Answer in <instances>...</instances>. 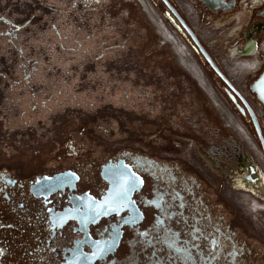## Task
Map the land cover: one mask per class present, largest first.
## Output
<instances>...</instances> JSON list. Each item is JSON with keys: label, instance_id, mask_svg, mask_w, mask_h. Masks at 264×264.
Wrapping results in <instances>:
<instances>
[{"label": "flooded vegetation", "instance_id": "1", "mask_svg": "<svg viewBox=\"0 0 264 264\" xmlns=\"http://www.w3.org/2000/svg\"><path fill=\"white\" fill-rule=\"evenodd\" d=\"M46 1L0 0V264H264V102L256 91L264 76V0H160L185 35L175 12L188 25L193 15L191 28L231 85L192 40L197 58L222 82V98L165 24L157 0H126L150 17L137 13L145 24L137 22L138 46L129 47L137 62L131 59L129 71L148 69L141 81L162 92L160 103L145 105L158 113L153 129L137 121V136L120 128L122 108H108L116 115L105 118L104 78L97 91V78L88 76L111 53L104 80L115 89L125 48L115 12L129 6ZM111 17L114 33L96 40L95 56L89 47ZM72 24L86 33L87 46L68 44ZM153 35L161 40L152 44ZM41 36L45 43L33 44ZM167 43L190 84L177 77L171 93L167 63L159 78L151 72L158 62L146 60ZM80 51L83 63L64 61ZM82 98L97 109L77 107Z\"/></svg>", "mask_w": 264, "mask_h": 264}, {"label": "rangeland", "instance_id": "2", "mask_svg": "<svg viewBox=\"0 0 264 264\" xmlns=\"http://www.w3.org/2000/svg\"><path fill=\"white\" fill-rule=\"evenodd\" d=\"M149 1H151V0H149ZM174 1H175V3L177 5H180L178 3L179 0H174ZM46 2H47L46 6H53L54 4H56V0H48ZM116 3H119L120 5L121 4L122 5L127 4L129 6L127 8L123 7L122 11L118 10L117 12H115V13H118L120 15V32H119L120 45L121 46L122 45L125 46V48L122 47V49L120 50V53H118V55L120 57L115 56V58L118 57V59H120L119 60V72L120 73L118 75V78H120V79L117 82L115 81V84H116L115 89H113V84L105 83L104 79H106L108 77V72L105 69L106 65L108 63H110L111 61H113L112 59H114V57H112L111 53H110L109 58H108L107 61H104L103 63L97 65L96 73L88 72V76L97 78V80H98V82L96 83L97 91L99 90L100 84H101V83L99 84L100 77L104 78L103 79L104 87H105L104 98L107 99V100H104V104H106V108H105V110L103 112V115H105V118H110L111 119L112 116H114V114H115L114 112L112 113L111 111L110 112L106 111L108 108H110V109L112 108L113 110H114V107L115 108H122V109L119 110L120 128L123 129V131L131 130V131L134 132V135L137 136L138 135L137 131H138V127H139L137 121H141V120L142 121H147V120H149V122H148L149 129H148V131L153 129V125L155 123L154 122H150V121H155L156 120V116L158 115V113L157 112L154 113V112L148 111V108L145 107V105H147L148 103L152 102L156 106V104L160 103L161 102V93L162 92H161L159 84L156 85L154 82L145 84V83H143L141 81V77L142 78H145V77L147 78L149 76L147 74V72H146L148 69L146 70V69L142 68V70H146L145 73L143 71V75L140 74V72L134 73V72H130L129 71L130 67L134 71L132 66H136V65L131 64V59L135 60L134 63L137 62V59L133 58L131 56L129 47L132 46V45L133 46L134 45L138 46L137 39L134 42H132V39L136 38L138 36V34H139L136 31L138 29V27H139L137 25V22L138 21L140 23L143 22V21L141 22L140 20H138L139 19V16H138L139 12L140 13L142 12L144 17L146 19H148V20H150V17L148 16L147 12H145V11L143 12L142 11L138 1L137 2L135 1L134 3L129 4V3H127L126 0H117ZM152 3L156 7L158 13L160 14L162 19L164 20V22L167 25V27L169 28V30L173 33V35H175L179 39L181 38V40L184 41L185 44L188 46V48L190 49V51L193 54L194 58L196 59L198 64L202 67V70L205 73V75L207 76L208 80L211 82V84H212V86L214 88V91L222 98L221 95H223V96L225 95V90H224V86H223L222 82L216 76H214L212 74V72L210 71V69H209L207 64L205 65L204 62L201 59L199 60V58H197V56L194 53L193 45H192L193 42H192V39L189 36V34L188 33H186L187 35L183 34V32L178 30L171 22H169V20L166 18L165 13H164L166 11V5L163 4L162 1L157 0L156 3H154L152 1ZM117 7H119V5H117ZM126 12L129 15V17L131 16L130 21L124 19V18H126ZM63 13H65V12H63ZM137 13H138V15H137ZM82 14H84V13H82ZM92 15H94V13H89L88 21H91V22L93 21ZM78 16H79L78 17V19H79L78 24H80L81 21L83 20L82 19L83 17L80 16V14H78ZM136 17H137V19H136ZM186 17H187V20H188V22L190 24L189 25L190 27H192V28L197 27V24L195 22V19H193V15L192 14H190V16L188 15ZM12 18L16 19L15 15H13ZM103 20L105 21L104 22L103 31L101 32L100 35H98V38H97V36L95 37L97 39H95V41L89 47L90 50L93 49L95 51V56L99 55V53H98V51L96 49L97 48L96 47L97 46L96 40L99 42V40L102 38V36H107V35L112 36V34L114 33L112 31L113 30L112 29L113 17H111L110 20H107V19H103ZM142 24L144 25L145 23H142ZM107 25H109V29L107 28ZM71 26L72 27L70 28L71 30L69 31L70 32L69 36L72 37L71 40H74V42L71 41L68 44L70 46L78 47V42H81L82 46H84V47L87 46L86 33L84 31H82V30L80 32V31H78L79 29H75L73 24ZM205 27L208 28L207 24H206ZM177 31H179V32H177ZM203 34L204 33H202V35ZM203 36L205 38L207 37L206 35H203ZM44 37L45 36H41V38H38V42L35 41V42H33V44H36V45L42 44V42L44 41ZM170 39L173 42V44L175 45V43H174L175 39H173L172 36H170ZM1 40L4 41L5 39L3 38ZM152 40H153L152 44H155L158 40H161V39L156 38L153 35ZM205 41H207V39H205ZM44 43L45 42H43V44ZM2 44H4V42L0 41V71L2 70V66H1L2 57L4 55H6L5 54L6 52L4 53V51H5L4 48L1 46ZM166 47H168L169 48V52L170 51L173 52L174 55H171V53H169V56H166V50L164 49ZM166 47L160 48L161 51L157 52L158 55H159L158 57L155 56L156 53H155V50L153 49L154 52L151 55L152 57L147 56L146 60L147 61L153 60V61H157L158 62V63L155 62L156 65H154V67L152 68L151 72H152L153 75H155V77H159V78L162 77L161 73L159 72V71H161L162 63L164 61L167 63V67H168V70H169V74L167 75L168 84H169L168 92L171 93L172 89L170 88V86H172V84H174L172 82H174V79H176L177 77L182 80L183 85L185 84L184 87H186V86H188L190 84L188 83V79L183 80V79H185L187 77L186 72L185 73L182 72L179 69V66H177V63L181 66V64L179 63V56H177V54L174 52L172 47H170L169 43H167ZM53 50H54V47H53ZM177 51L179 52L180 55L184 56L186 59L188 58V53L182 46H178L177 47ZM81 53L82 52L80 51V53H77L78 55H76L75 57H74V55L72 53H70V54L68 53V54H66V57H64V59H65L64 61L68 62L69 59H70L69 62H71V64L75 63L76 61H80V63H83L84 59H81L82 55H83ZM67 55H69V56H67ZM172 57L175 58L174 59L175 62L173 61L174 63L171 62L172 61V59H171ZM56 62H59V61L56 60ZM70 66H72V65H70ZM67 70L71 71V67H68V68H65V69L62 70L63 76L69 75V72ZM80 70H82V68ZM71 72H70V76H71ZM53 73H55V72H53ZM74 76H77V75H74ZM124 77H126V78H124ZM134 77L138 79V82L136 84H134L132 82ZM123 78H124V80H123ZM139 80H140V82H139ZM90 82H92V81H90ZM174 86H176V84H174ZM123 88H124V91L122 90ZM127 93L130 95V99H132V101L127 99V98H129V96L126 95ZM140 94L142 96H140ZM147 94H150L149 98L145 97ZM89 101H85V99L83 100V98H82L81 105L78 104L77 107H79V108H81V109H83L84 111H87V112L95 111L97 109V107L92 106ZM69 102L71 103L70 100H69ZM107 104H110L111 106H109V105L107 106ZM227 105L230 106L228 102H227ZM254 106H257V104L254 103ZM70 107L75 108V105L73 106L71 104ZM229 108L231 109V106ZM147 114L150 115L149 119L145 117V115H147ZM113 123H114V125L116 127L117 126L116 120L113 121ZM143 129H146V128L144 127ZM115 130H117V129L115 128ZM170 135H175V131L171 130L170 131ZM261 229L264 230V227L261 228Z\"/></svg>", "mask_w": 264, "mask_h": 264}, {"label": "water", "instance_id": "3", "mask_svg": "<svg viewBox=\"0 0 264 264\" xmlns=\"http://www.w3.org/2000/svg\"><path fill=\"white\" fill-rule=\"evenodd\" d=\"M168 4V3H167ZM173 11L174 9L172 7H170ZM175 12V11H174ZM176 16L178 17L179 21L181 22V24L185 27V29L187 30L188 34L190 35V37L192 38V40L194 41V43L200 47V49L202 50L205 58L207 59V61L209 62V64L212 66V68L214 70H216L217 73H219V75L230 85V83L228 82V80L226 79V77L222 74H220V71L217 69V67L213 64L212 60L210 59V57L208 56V54L204 51L201 43H200V40L198 38V36L195 34L194 30L184 21V19H182L178 13H176ZM181 61V60H180ZM183 65L184 62H183ZM231 86V85H230ZM257 89L256 91L259 93V97L260 99L264 102V76L263 78L258 82L257 84ZM254 120H255V117H254ZM256 125H257V122H256Z\"/></svg>", "mask_w": 264, "mask_h": 264}]
</instances>
